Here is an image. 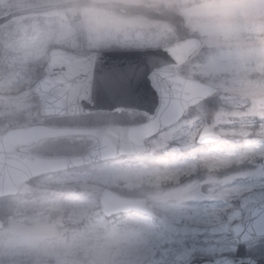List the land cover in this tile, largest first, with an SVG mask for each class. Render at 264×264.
<instances>
[{"label": "rangeland", "instance_id": "obj_1", "mask_svg": "<svg viewBox=\"0 0 264 264\" xmlns=\"http://www.w3.org/2000/svg\"><path fill=\"white\" fill-rule=\"evenodd\" d=\"M240 6L250 15L264 17V0H241ZM96 17L83 10L81 0H0V130L13 121L9 114L24 113L21 118L29 120L38 111L30 94L34 79L30 62L40 49L38 36L47 40L57 35L51 31L168 28L159 22L113 20L97 27ZM244 32L248 35H201V68L185 72L214 85L217 92L195 108L192 117L153 142L155 150L164 144L166 157L180 158L156 171L155 178L160 179L152 181L156 188L148 202L157 212L156 220L104 218L94 198H58L49 192L28 197L25 190L11 203L9 225L0 231V264H182L194 255L264 257V237L241 245L230 242L229 227L244 218L245 205L264 200V24L245 27ZM196 121L221 135L217 144L200 153L191 139ZM181 157L191 160L182 162ZM182 163L189 171L198 163L199 175L178 181L185 168ZM223 167L228 170L220 174ZM141 168L113 163L103 174L96 172L87 179L76 174L55 180L60 190L82 189L80 185L90 180L89 189L113 186L138 193L134 189L145 190L149 179L147 167ZM167 173H172L171 185L162 190L158 185L168 179Z\"/></svg>", "mask_w": 264, "mask_h": 264}, {"label": "flooded vegetation", "instance_id": "obj_2", "mask_svg": "<svg viewBox=\"0 0 264 264\" xmlns=\"http://www.w3.org/2000/svg\"><path fill=\"white\" fill-rule=\"evenodd\" d=\"M84 10L88 14L97 16L99 13H107L111 20L117 23L127 22L133 24L139 21L159 22L166 26L167 29H104V30H75V31H51L57 35L49 36L44 40L43 34L38 36L36 40L40 49L36 57L30 63L34 71V79L31 82L30 94L39 104L38 111L33 115L32 119L23 120L21 117L24 113L18 115H8L13 121L8 126L0 130V134H4L10 130L26 127L29 125L39 124L47 127L56 128L64 132L53 136H45L36 140H31L16 148L18 152L35 154L42 157H69L73 155H83L101 139L110 144L119 142H135L137 140L134 130H138L145 126L150 120L148 111L151 108V90L149 86L142 85L141 96H138V89L134 87V83L130 76H125L123 69L131 70L141 68L144 70L157 69L159 71L168 69L173 70L179 75L190 76L192 78L199 77L189 75L185 72L191 68H201L202 65V48L203 38L201 34L190 31L184 24L183 20L176 15L173 8L168 3H138L134 0H84ZM39 33H45L40 31ZM186 38H197L198 46L187 56L181 50L173 48L177 44L183 42ZM58 49L60 51H96L109 52V55L100 62H77L70 63L66 60L55 58V62L50 63L51 71L48 72V61L51 50ZM59 51V52H60ZM77 68L85 70L81 72H67L66 70ZM93 71V72H91ZM79 72V73H76ZM83 74L85 76L78 77ZM49 76L46 83L41 87L43 93L52 92L53 94H63L65 91L85 89L92 91L99 90V94L88 93L87 100L96 99L98 96L101 100V108H88L77 112H58V113H41L40 94L35 91V84L41 79ZM87 76V77H86ZM126 82L130 85L123 87ZM71 83H79L80 86L74 87ZM68 86H66V85ZM203 102L186 110L177 122L170 126L163 127L156 134L151 136H142L139 138L144 145L141 152H133L121 154L117 157L105 158L92 163L67 166L53 171L42 172L24 180L20 184H11L10 182L0 183V220L2 228L9 225L6 219L12 214L11 203L18 197H23L24 192L30 193L26 196L30 197L37 192L56 193L58 198L68 199H86L94 198L97 202V210L100 211L99 197L106 190H111L116 194L124 197H143L147 199L151 196L152 191L156 188L152 181L160 179L155 178L158 175L156 171H163L170 163L179 161L177 157L171 158L169 154L165 155L164 144L155 150L154 140L162 133L183 123L187 117H192V113L197 107H201ZM24 116V115H23ZM17 118V120H16ZM201 126H197V121L192 127L191 139L195 143V147L207 148V145H200L196 138ZM76 131V132H74ZM185 138V136H184ZM203 146V147H202ZM182 162L191 160L190 158L181 157ZM195 160V159H194ZM117 163L118 166L130 164L136 170L142 171L141 166H146L148 174V182L145 190L138 193H129L126 189L104 186L103 188L95 187L89 189L90 180L80 188L74 187L71 190L58 189V177L75 175L87 179L94 176L96 172L104 173L107 166ZM185 168L177 175V180L193 178L199 175L200 167L198 163L189 171V165L182 163ZM4 167H0V173ZM162 168V169H161ZM18 168L13 167L9 170L16 171ZM104 170V171H103ZM220 174L227 172L228 167L218 169ZM171 174L167 173V180L159 182L158 187L162 190L171 185ZM54 180L48 183V180ZM85 186V187H84ZM30 187L31 189H26ZM69 186H66V188ZM129 193V194H128ZM150 207V205H149ZM154 216L143 215L138 212H129L126 214H118L116 217H133L145 219L153 222L157 219V212L152 207ZM66 227L69 224H65Z\"/></svg>", "mask_w": 264, "mask_h": 264}, {"label": "water", "instance_id": "obj_3", "mask_svg": "<svg viewBox=\"0 0 264 264\" xmlns=\"http://www.w3.org/2000/svg\"><path fill=\"white\" fill-rule=\"evenodd\" d=\"M194 40V45H190L188 41ZM198 41L195 39H187L185 42L177 44L169 50L180 47L181 51L187 56L197 47ZM53 50L51 57L55 53L64 55L71 61H99L100 58L106 56L103 53L93 52H58ZM73 71V70H71ZM74 72V71H73ZM125 76L132 78L134 87L138 89V96H141V86L146 85L151 89V108L149 109L150 121L142 128L134 130L136 135L135 144L130 142H120L110 144L107 141H100L99 144L92 147L86 154L70 157L44 158L33 154H16L15 148L22 143L36 140L39 137L54 135L60 133L61 130L54 128L33 125L24 128H18L8 131L0 135V150L6 148L10 153V158L17 161L18 165H22L23 170L15 175H6L2 180H12L13 183L20 184L29 177L48 170H56L67 166L91 163L103 158L117 156L121 153L141 150L140 137L147 134H153L160 130L163 126H167L176 122L182 113L189 107L195 105L199 101L213 95L216 88L210 84L201 82L197 79L183 77L176 74L173 70L158 71L157 69L144 70L141 68L125 70ZM159 75L163 76L161 83L158 82ZM126 82L123 87L127 88ZM39 82L34 89L40 94L42 100V113L49 112H67L81 111L88 108H101L102 103L98 96L96 99L87 100V93L80 90H72L68 94L53 95L43 93ZM78 87V86H77ZM96 94V93H95ZM99 94V93H98ZM97 94V95H98ZM58 132V133H57ZM62 132V131H61ZM220 135L210 127L203 128L197 137L198 143L215 142ZM139 148V149H138ZM1 158V157H0ZM11 163L13 160L10 161ZM264 166V158H263ZM3 182V181H1ZM101 209L107 216L118 211L138 210L143 213L152 214L147 207L144 198H125L119 197L114 193L105 192L100 198ZM1 227V221H0ZM233 233L232 241L234 243L247 242L252 239L259 238L264 235V201L249 203L245 207V218L236 222L231 226ZM184 264H264V258L255 256H218V257H192Z\"/></svg>", "mask_w": 264, "mask_h": 264}, {"label": "clouds", "instance_id": "obj_4", "mask_svg": "<svg viewBox=\"0 0 264 264\" xmlns=\"http://www.w3.org/2000/svg\"><path fill=\"white\" fill-rule=\"evenodd\" d=\"M184 22L185 26L209 38H219L226 34L248 35L249 29L264 24V17L250 15L242 8L241 0H166ZM111 22L107 13H99L95 26L103 27ZM257 48L261 45L257 42ZM93 264H100L93 261Z\"/></svg>", "mask_w": 264, "mask_h": 264}]
</instances>
